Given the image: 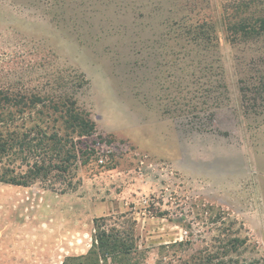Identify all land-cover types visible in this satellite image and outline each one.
Wrapping results in <instances>:
<instances>
[{
	"label": "rangeland",
	"instance_id": "rangeland-1",
	"mask_svg": "<svg viewBox=\"0 0 264 264\" xmlns=\"http://www.w3.org/2000/svg\"><path fill=\"white\" fill-rule=\"evenodd\" d=\"M259 10L264 0H0V86L73 91L95 122L86 142L127 147L101 146L103 163L85 154L65 182H0V264L86 254L99 217L132 234L130 264H196L233 237L244 241L212 264H264Z\"/></svg>",
	"mask_w": 264,
	"mask_h": 264
},
{
	"label": "trees",
	"instance_id": "trees-1",
	"mask_svg": "<svg viewBox=\"0 0 264 264\" xmlns=\"http://www.w3.org/2000/svg\"><path fill=\"white\" fill-rule=\"evenodd\" d=\"M245 26L249 28L250 24ZM250 29L264 31V10H259ZM241 90L244 97L245 91ZM74 93L43 96L0 86V182L29 186L37 180L46 181L51 174L63 182L75 176L73 164L93 152L91 145L95 142L86 139L94 135L95 122L79 106ZM47 187L57 190L52 184ZM70 187L69 183L58 190L65 192ZM106 220V217L94 218L91 247L86 254L66 257L61 264H130L136 248L132 234L115 225L106 228ZM243 241L233 237L222 245H229L228 248L219 254L197 256L196 264H212ZM188 242L176 241L171 246Z\"/></svg>",
	"mask_w": 264,
	"mask_h": 264
},
{
	"label": "built area",
	"instance_id": "built-area-1",
	"mask_svg": "<svg viewBox=\"0 0 264 264\" xmlns=\"http://www.w3.org/2000/svg\"><path fill=\"white\" fill-rule=\"evenodd\" d=\"M102 146V150L106 153H112L113 151H121V150H126V145L122 144H114V143H108L106 144V141H95L94 144L91 145L93 148V152L97 153V161L99 163L104 162V155L100 153L99 148Z\"/></svg>",
	"mask_w": 264,
	"mask_h": 264
}]
</instances>
